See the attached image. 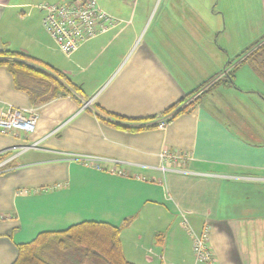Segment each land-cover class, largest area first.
Listing matches in <instances>:
<instances>
[{
    "label": "crops",
    "instance_id": "crops-1",
    "mask_svg": "<svg viewBox=\"0 0 264 264\" xmlns=\"http://www.w3.org/2000/svg\"><path fill=\"white\" fill-rule=\"evenodd\" d=\"M64 1L0 0V51L29 55L80 88L33 104L0 65V115L8 105L37 115L31 134H0V155L38 141L0 172V264L39 233L85 221L120 227L133 264H204L189 232L204 227L219 264H264V80L238 57L264 37V0H101L116 25L68 56L36 7ZM229 61L239 63L231 84L152 125ZM164 148L187 154L181 171L159 169Z\"/></svg>",
    "mask_w": 264,
    "mask_h": 264
},
{
    "label": "trees",
    "instance_id": "trees-1",
    "mask_svg": "<svg viewBox=\"0 0 264 264\" xmlns=\"http://www.w3.org/2000/svg\"><path fill=\"white\" fill-rule=\"evenodd\" d=\"M244 52L239 54L238 57ZM232 62L229 61L224 69L229 68ZM238 64L225 71L223 80L219 84L232 83L235 68ZM0 65L7 68L12 76L14 86L26 92L33 104L46 102L58 94L74 97L79 93V86L73 84L59 70L29 55L8 49L2 50L0 51ZM260 68L264 72V60L260 63ZM215 76L201 83L187 96L193 94ZM184 99H180L160 114L161 117L168 116L166 123L174 116L185 111L188 105L175 111ZM99 110L105 116L121 121H129V119L108 113L103 109L99 108ZM153 118H145V121ZM99 119L104 120L101 115H99ZM156 122L152 125L156 126ZM110 124L114 127L133 131L150 127L148 125H125L114 122ZM127 222L126 220L124 224ZM119 232L120 227L118 226L94 221L81 222L68 227L64 231L41 232L33 240L18 246V255L12 264H133L127 261L122 254Z\"/></svg>",
    "mask_w": 264,
    "mask_h": 264
},
{
    "label": "built area",
    "instance_id": "built-area-1",
    "mask_svg": "<svg viewBox=\"0 0 264 264\" xmlns=\"http://www.w3.org/2000/svg\"><path fill=\"white\" fill-rule=\"evenodd\" d=\"M36 7L42 11V27L56 43L58 49L66 56L78 49L80 44L114 27L117 18L105 12L97 0H68L64 2H41ZM91 100H86L82 108H90ZM167 117L157 120V127L163 128ZM37 115L33 111H25L8 105L0 115V134L29 135L36 127ZM38 141L23 144L17 152L7 155L0 161V172L21 152L36 147ZM6 152V151H5ZM2 155V154H1ZM162 164L159 169L164 171H181L188 156L185 153L164 148L161 150ZM101 159L94 156L82 157L87 165H96ZM192 236V253L195 262L219 264L208 245V228L200 233L189 231Z\"/></svg>",
    "mask_w": 264,
    "mask_h": 264
},
{
    "label": "rangeland",
    "instance_id": "rangeland-1",
    "mask_svg": "<svg viewBox=\"0 0 264 264\" xmlns=\"http://www.w3.org/2000/svg\"><path fill=\"white\" fill-rule=\"evenodd\" d=\"M101 0H97L99 6L105 11V8L106 5L102 4L100 2ZM112 1V0H111ZM116 3L117 2H132L133 0H114ZM108 6V5H107ZM112 6H114L113 4L112 5H109V9L112 8ZM111 7V8H110ZM106 12V11H105ZM111 12V16H115L113 15L114 11H109ZM214 12H217V17L218 18H222V14L219 13V8H215V11ZM248 17V16H247ZM150 20V18H149ZM249 20L247 19V24H246V27H247V33L249 32V28H251L248 24ZM249 26V27H248ZM62 53V52H61ZM244 63L250 65L254 71L258 74L259 77H261L263 80H264V72H262L261 68H260V63L264 60V38L257 41L256 43H253L250 47L247 48V50L244 52ZM232 66H230L229 68H231ZM229 68L227 70H229ZM223 76L224 75H220V76H215L213 77L212 79H210L207 83H205V85H203L200 89H198L197 91H195L193 94L189 95V96H185L184 100L177 106V108L175 109L178 110V109H181V108H184L186 107L187 105L191 104L192 102H194L197 98L199 97H203L204 95H206L207 93L211 92V90L215 89L216 86L222 82L223 80ZM261 112L264 111V106L262 108V110H260ZM261 114V113H260ZM262 115V114H261ZM260 116V115H259ZM4 158L3 155H0V161ZM7 167V166H6ZM140 231L144 232L145 229H139ZM138 232V231H136ZM144 241H145V235H144Z\"/></svg>",
    "mask_w": 264,
    "mask_h": 264
}]
</instances>
